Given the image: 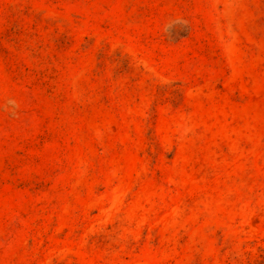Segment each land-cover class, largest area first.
Masks as SVG:
<instances>
[{
    "label": "rangeland",
    "instance_id": "obj_1",
    "mask_svg": "<svg viewBox=\"0 0 264 264\" xmlns=\"http://www.w3.org/2000/svg\"><path fill=\"white\" fill-rule=\"evenodd\" d=\"M0 264H264V0H0Z\"/></svg>",
    "mask_w": 264,
    "mask_h": 264
},
{
    "label": "clouds",
    "instance_id": "obj_2",
    "mask_svg": "<svg viewBox=\"0 0 264 264\" xmlns=\"http://www.w3.org/2000/svg\"><path fill=\"white\" fill-rule=\"evenodd\" d=\"M188 21L183 19V18H176L174 20H172L168 27L172 26L173 24H184V25H187Z\"/></svg>",
    "mask_w": 264,
    "mask_h": 264
}]
</instances>
